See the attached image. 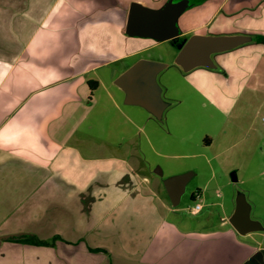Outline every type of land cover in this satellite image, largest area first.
Returning a JSON list of instances; mask_svg holds the SVG:
<instances>
[{
    "label": "crops",
    "instance_id": "0c3cea01",
    "mask_svg": "<svg viewBox=\"0 0 264 264\" xmlns=\"http://www.w3.org/2000/svg\"><path fill=\"white\" fill-rule=\"evenodd\" d=\"M260 1L219 0L215 12L230 18ZM128 14L119 0H0V237L10 236L0 247L17 250L11 264H264V248L239 240L229 223L205 237L179 234L131 150L109 152L114 143L99 127L94 134L88 116L101 88L112 105L123 99L130 124L154 118L115 84L160 42L127 36ZM124 35L137 47L123 51ZM112 64L115 88L86 77ZM26 236L47 245L12 241Z\"/></svg>",
    "mask_w": 264,
    "mask_h": 264
},
{
    "label": "rangeland",
    "instance_id": "374dc122",
    "mask_svg": "<svg viewBox=\"0 0 264 264\" xmlns=\"http://www.w3.org/2000/svg\"><path fill=\"white\" fill-rule=\"evenodd\" d=\"M119 1L127 8L135 3L134 0ZM218 1L195 2L177 19L180 32L200 24L203 27L197 33L204 35L264 37V0L230 18H226L224 11L215 12ZM150 7L153 8L146 9H159ZM124 40L127 42L123 51L137 47L127 36ZM177 52L168 42H156L155 47L140 54L167 65L157 75L166 103L162 119L145 117L135 121V125L130 124L126 112L130 108L124 105L123 99L113 94L116 108L101 88L94 93L88 116L94 123V134H99L96 129L99 127L114 143L109 152L120 154L131 150L133 166L163 196L167 210L161 209V213L179 234L205 237L225 231L236 203L241 200L249 206L250 220L261 230L236 237L264 248V41H252L213 55L215 70L196 68L184 73L173 64ZM134 60L129 59L126 65ZM114 67L117 69V64L103 66L86 77L89 81L102 77L106 88H112L110 74ZM135 109L137 113L140 111ZM185 173H191L192 177L186 183L179 205L173 207L163 182ZM196 192L200 193L199 201L191 199ZM195 203L202 206L197 215L190 213ZM17 253L4 244L0 247L4 258L1 262L11 264ZM111 264L124 263L112 257Z\"/></svg>",
    "mask_w": 264,
    "mask_h": 264
},
{
    "label": "water",
    "instance_id": "95a60500",
    "mask_svg": "<svg viewBox=\"0 0 264 264\" xmlns=\"http://www.w3.org/2000/svg\"><path fill=\"white\" fill-rule=\"evenodd\" d=\"M196 0H167L157 10L146 9L137 3L130 4L126 18L125 32L130 37H145L155 41L168 42L178 52L174 56L173 64L182 72L189 73L196 68L215 70L217 67L212 60L215 54H221L248 44L253 40L250 35H200L193 34L188 38L180 35L177 19ZM167 68L166 64L140 59L127 71L123 72L115 84L125 93V103L141 106L155 119H162L166 103L162 99V88L158 84L157 74ZM192 177L191 173L175 175L163 182L164 190L171 206L179 205L185 191L186 183ZM233 181H236L232 176ZM228 223L239 235L260 231L261 227L250 220L249 206L244 201L236 203L233 214ZM10 236L0 237L2 240Z\"/></svg>",
    "mask_w": 264,
    "mask_h": 264
},
{
    "label": "trees",
    "instance_id": "16d2710c",
    "mask_svg": "<svg viewBox=\"0 0 264 264\" xmlns=\"http://www.w3.org/2000/svg\"><path fill=\"white\" fill-rule=\"evenodd\" d=\"M199 1L200 0L195 1V2H199ZM258 41L262 42V41H264V39L263 38H259ZM89 87H90L89 90L92 92L93 90H95L98 87V83L97 82H90L89 83ZM191 199L194 200V194H192ZM12 241L13 242H26V243H30V245H35V246L47 245V242L37 240V239H35L33 237H30V236L17 238V239H12Z\"/></svg>",
    "mask_w": 264,
    "mask_h": 264
},
{
    "label": "built area",
    "instance_id": "2783aa9c",
    "mask_svg": "<svg viewBox=\"0 0 264 264\" xmlns=\"http://www.w3.org/2000/svg\"><path fill=\"white\" fill-rule=\"evenodd\" d=\"M194 200L199 201L200 200V193L196 192L194 193ZM202 210V206L199 203H195L191 209L190 213L197 215Z\"/></svg>",
    "mask_w": 264,
    "mask_h": 264
},
{
    "label": "flooded vegetation",
    "instance_id": "af4514ba",
    "mask_svg": "<svg viewBox=\"0 0 264 264\" xmlns=\"http://www.w3.org/2000/svg\"><path fill=\"white\" fill-rule=\"evenodd\" d=\"M196 1H198V0H196ZM213 60V59H212ZM214 62V61H213ZM217 67V66H216ZM217 69V68H216Z\"/></svg>",
    "mask_w": 264,
    "mask_h": 264
}]
</instances>
